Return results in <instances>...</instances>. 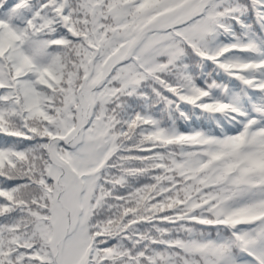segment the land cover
Listing matches in <instances>:
<instances>
[{
    "label": "snow or ice",
    "instance_id": "snow-or-ice-1",
    "mask_svg": "<svg viewBox=\"0 0 264 264\" xmlns=\"http://www.w3.org/2000/svg\"><path fill=\"white\" fill-rule=\"evenodd\" d=\"M0 264H264V0H0Z\"/></svg>",
    "mask_w": 264,
    "mask_h": 264
}]
</instances>
